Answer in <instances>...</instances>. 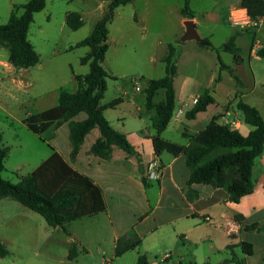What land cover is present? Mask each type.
Listing matches in <instances>:
<instances>
[{
    "label": "crops",
    "instance_id": "obj_1",
    "mask_svg": "<svg viewBox=\"0 0 264 264\" xmlns=\"http://www.w3.org/2000/svg\"><path fill=\"white\" fill-rule=\"evenodd\" d=\"M185 1L191 4V0ZM240 1L228 5L226 20L234 29L224 36L223 42L216 41L210 31H206L203 36L200 34L199 27L206 18L198 19L195 10H193L195 18L191 19L196 24L202 39L208 38L214 47H222L231 37L236 38L240 52L232 54L221 51L220 56L222 61L234 71L239 81L234 78L230 69L220 67L217 54L212 49L187 43L189 41L180 42L178 74L174 82L176 109L174 117L162 134L164 139L174 142L166 137L167 132L174 130L185 139L184 143L179 144L185 145L188 143L185 134H199L214 122L229 124L244 134L249 124L245 122L242 111L238 109L240 100L258 109L264 119V17L257 22L253 21L252 27L242 28L232 24L231 14L242 15L241 10H246L241 8ZM186 20L190 19L182 17V34L185 32ZM220 24L216 25L218 29ZM247 30H254L251 41H248L244 34ZM225 53L233 56L228 62L222 58ZM82 57L78 64L79 72L74 70L72 72L75 87L68 91L78 90L79 85L75 77L88 73L85 71L87 64L81 61ZM199 57L210 58V66L201 63ZM187 59L192 60V76L187 75L185 71ZM205 62L208 65V62ZM21 70L10 64L8 56L0 52V90L6 88L10 93L15 90L21 91L24 86ZM185 74L186 84L184 81L178 84V79ZM207 89H212L215 102L210 104L206 111L198 113L196 118L188 119L187 112L195 106L193 100L200 97ZM59 95L60 91L48 101L44 99L43 103H50V106L43 109L56 106ZM122 95L128 96V93L124 91ZM124 96L116 98L119 99V104L115 108H108L105 116L117 131L126 135L136 155L130 156L117 147L112 158L108 160L92 155L90 149L101 136L100 130L95 128L85 138L77 158L71 161L72 146L68 123L63 124L56 131L55 137L47 142L50 146L48 158L54 151L58 152L74 170L90 177L101 189L106 209L96 217L103 216L106 222L113 257L120 259L134 251L139 258L141 248L147 241H152L153 250L163 244L166 252L171 251L169 258L165 260L163 258V264H224L225 262L235 264V257L243 259L245 264H264V231H248L245 228L252 224H264V153L254 166V191L243 196L237 203L232 202L226 190L222 188H214L209 184L189 185L191 171L184 154L176 156L164 152L157 155L155 152L153 120L157 115L156 107L148 108L147 99L137 101L135 98ZM163 100L154 99V104L157 105ZM109 111L114 112L113 120L108 115ZM28 115L31 113L27 112L25 117ZM80 115L75 120H83L87 117ZM130 122L132 128L129 126ZM154 159H158L163 165L162 178L157 181L148 180V185H145L140 170L145 174L148 163ZM140 164L143 166L140 167ZM238 216L242 219L239 220ZM137 242H139L137 247L117 255L118 250H126ZM244 242L253 245L252 254L245 252L242 246ZM79 243L88 252L86 242L80 240ZM239 249L240 254L236 253ZM145 256L148 259V256ZM148 262L159 264L149 259Z\"/></svg>",
    "mask_w": 264,
    "mask_h": 264
},
{
    "label": "rangeland",
    "instance_id": "obj_2",
    "mask_svg": "<svg viewBox=\"0 0 264 264\" xmlns=\"http://www.w3.org/2000/svg\"><path fill=\"white\" fill-rule=\"evenodd\" d=\"M28 1L0 0V24L9 22L15 5ZM237 1L191 0L190 6L195 10L198 19L206 18L199 27L200 34L203 36L206 31H210L216 41L223 42L224 36L234 29L226 20V10L228 5H234ZM185 2L133 0L117 8L108 26L109 50L104 67L110 76L107 78V91L102 104L124 96V91L128 93L125 98L145 101L150 80L162 78L166 74L162 59L167 54L169 45L181 49L183 27L180 9L185 6ZM109 4L107 0H47L44 10L34 14L29 39L40 54L41 62L21 70L24 80L21 91L10 93L6 88L0 90V132L3 133L4 144L10 147L2 173L4 179L18 183L22 176L33 172L48 158L49 144L21 120L27 112L35 114L44 111L43 108L50 106V103H43L44 99L48 101L59 93L61 88L72 90L75 87L72 72H79L80 57L85 56L90 49L83 46L71 50V47L91 34ZM22 12L20 9L19 14ZM71 13L80 14L83 20L84 24L78 30H73L66 24V17ZM218 23H221L220 29L216 26ZM244 34L248 41H251L254 30H247ZM187 43L199 44L196 40H189ZM0 52L8 56L7 48L0 46ZM232 57L231 54L225 53L222 58L228 62ZM191 61L187 59L185 63V71L189 76L193 75ZM199 61L205 66H210V58L199 57ZM85 67V71L89 72V65ZM187 75L181 76L178 84L183 81L186 84ZM164 98L165 91L161 89L155 100ZM128 113L132 115L130 111ZM108 115L113 120L114 112L109 111ZM80 116L86 114L82 113ZM129 126L132 128L131 122ZM249 130H252V126L247 125L244 134H248ZM166 137L174 142H185L174 130L167 132ZM96 216L68 223L66 232L63 228L49 226L40 214L21 203L11 198L1 199L0 240L9 254L4 258L0 257V264H137L138 256L134 251L120 259L113 257L106 222L103 216ZM80 240L86 242L88 252L80 245ZM153 245L152 241H147L140 247V255H147L150 261L163 264V256L166 253L171 255V251L166 252L163 244L153 250ZM72 247H76V258H69ZM236 253L240 254L241 250Z\"/></svg>",
    "mask_w": 264,
    "mask_h": 264
},
{
    "label": "trees",
    "instance_id": "obj_3",
    "mask_svg": "<svg viewBox=\"0 0 264 264\" xmlns=\"http://www.w3.org/2000/svg\"><path fill=\"white\" fill-rule=\"evenodd\" d=\"M110 2L107 11L95 24L91 34L80 41L77 47H89V52L82 57L83 64L89 65V72L77 75L79 88L75 92L62 88L58 104L47 110L28 115L24 124L33 132L40 135L43 141H51L56 131L65 123L69 124L70 143L72 151L71 161H74L87 135L98 128L101 136L92 145L90 153L94 156L111 159L115 147L124 150L128 155H136L133 146L126 135L117 131L105 116L108 108H115L119 104L116 99L108 104H102L107 91V78L110 76L104 67L106 54L109 50V24L115 16L118 7L133 0H107ZM47 0H29L22 5H15L9 22L0 24V46L8 49V61L15 68L28 69L41 62V56L29 39V31L34 20V14L46 7ZM241 8L248 11L251 19L257 22L264 17V0H241ZM20 9L23 10L19 14ZM183 18H195V12L189 2L180 11ZM66 24L73 30L83 26V20L78 13L68 14ZM201 47L216 52L221 68H228L221 59L220 52L232 54L240 52L236 45V38L231 37L222 47H214L208 38H203ZM180 50L175 45H169L167 54L162 61L165 63L166 74L162 78L150 80L146 88L147 107H156L157 115L153 120L155 134L153 136L154 149L157 155L168 152L173 155L184 154L191 171L189 185L209 184L214 188L226 190L232 202H239L241 198L254 191L253 170L257 160L264 153V119L255 107L240 100L238 109L242 111L244 120L253 129L244 135L239 129L229 124L214 122L206 130L196 135L185 134L187 144H179L163 138L176 109L175 78L178 74V58ZM234 78H239L230 69ZM219 79V77H218ZM165 91L163 101L154 104L158 91ZM215 102L212 89H207L200 97L194 108L187 112L188 119L196 118L197 114L206 111ZM85 113L83 120H75ZM10 147L4 145L3 134L0 132V200L11 198L30 210L40 214L47 224L54 228H65L70 222L84 217L95 216L106 209L101 189L94 181L73 169L62 156L54 151L33 172L22 176L18 183H12L2 177L5 161ZM142 180L148 185V179L140 170ZM241 220L242 217L238 216ZM248 231H264V224H252L245 227ZM134 243L126 250H118L117 255L135 248ZM247 254L253 253V245L242 243ZM231 247V246H230ZM9 254L8 249L0 240V257ZM76 247L70 250L69 258L77 256ZM235 264H245L243 259L234 258ZM137 264H149L144 255H140Z\"/></svg>",
    "mask_w": 264,
    "mask_h": 264
},
{
    "label": "built area",
    "instance_id": "obj_4",
    "mask_svg": "<svg viewBox=\"0 0 264 264\" xmlns=\"http://www.w3.org/2000/svg\"><path fill=\"white\" fill-rule=\"evenodd\" d=\"M243 11L242 15L240 14H231L230 22L235 25H239L242 28L252 27L253 26V20L251 19L250 15L248 14V11ZM139 90V88H137ZM199 100V97L195 98L193 100V103L196 104ZM163 165L158 159H154L150 161L146 168V177L148 180L151 181H157L162 178L163 175ZM170 257V254H165L164 259H167Z\"/></svg>",
    "mask_w": 264,
    "mask_h": 264
},
{
    "label": "water",
    "instance_id": "obj_5",
    "mask_svg": "<svg viewBox=\"0 0 264 264\" xmlns=\"http://www.w3.org/2000/svg\"><path fill=\"white\" fill-rule=\"evenodd\" d=\"M184 26H185V32L182 35L180 42H186L189 40H196L199 43H203V39L200 36L197 28H196V24L194 23L193 20H186L184 22ZM143 165L140 164V167H142Z\"/></svg>",
    "mask_w": 264,
    "mask_h": 264
}]
</instances>
